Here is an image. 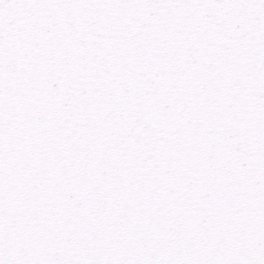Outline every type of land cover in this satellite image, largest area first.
Here are the masks:
<instances>
[{
  "label": "water",
  "instance_id": "water-1",
  "mask_svg": "<svg viewBox=\"0 0 264 264\" xmlns=\"http://www.w3.org/2000/svg\"><path fill=\"white\" fill-rule=\"evenodd\" d=\"M0 264H264V0H0Z\"/></svg>",
  "mask_w": 264,
  "mask_h": 264
}]
</instances>
